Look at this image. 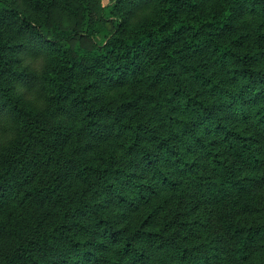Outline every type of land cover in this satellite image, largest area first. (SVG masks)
<instances>
[{
  "label": "trees",
  "instance_id": "16d2710c",
  "mask_svg": "<svg viewBox=\"0 0 264 264\" xmlns=\"http://www.w3.org/2000/svg\"><path fill=\"white\" fill-rule=\"evenodd\" d=\"M102 1L0 0V264H264V0Z\"/></svg>",
  "mask_w": 264,
  "mask_h": 264
},
{
  "label": "rangeland",
  "instance_id": "374dc122",
  "mask_svg": "<svg viewBox=\"0 0 264 264\" xmlns=\"http://www.w3.org/2000/svg\"><path fill=\"white\" fill-rule=\"evenodd\" d=\"M108 4H109V0H103V1H102V6H106V5H108ZM98 27H99V29H100V27H102V25L99 24Z\"/></svg>",
  "mask_w": 264,
  "mask_h": 264
}]
</instances>
